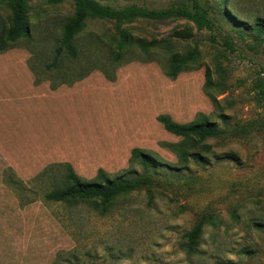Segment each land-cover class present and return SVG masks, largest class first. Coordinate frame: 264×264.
Returning <instances> with one entry per match:
<instances>
[{"label":"rangeland","instance_id":"obj_1","mask_svg":"<svg viewBox=\"0 0 264 264\" xmlns=\"http://www.w3.org/2000/svg\"><path fill=\"white\" fill-rule=\"evenodd\" d=\"M197 1L211 29L177 18L122 26L169 49L119 52L114 22L88 17L75 36L77 55L56 67L48 65L74 5L28 1V35L0 52V264H264V36L255 29L264 0ZM9 20L0 6V30ZM189 52L195 61L169 77L170 56ZM163 115L180 124L205 117L221 134L198 148L200 162L181 163ZM134 149L154 159L152 171L132 159ZM67 165L84 180L102 170L149 183L117 198L105 216L83 203L45 202ZM202 216L210 223L188 254L184 237Z\"/></svg>","mask_w":264,"mask_h":264},{"label":"trees","instance_id":"obj_2","mask_svg":"<svg viewBox=\"0 0 264 264\" xmlns=\"http://www.w3.org/2000/svg\"><path fill=\"white\" fill-rule=\"evenodd\" d=\"M29 0H0V6L6 7L10 12L9 27L0 30V52L5 50L10 44L28 35L27 14ZM47 3L55 5L71 2L74 5V15L70 18L63 28V35L58 47L55 49L52 62L49 67H56L63 56L67 55L74 58L77 55L75 36L84 25L85 20L90 17L99 20H109L114 22L115 31L119 34L113 38L112 42L116 45L119 52L136 46L145 51L147 49H169V42L165 40L145 42L132 38L131 35L124 34L122 26L135 19H146L151 21H165L173 18L185 19L193 23L199 30L202 28L211 29L212 22L207 17V12L202 9L197 0H189L190 5L170 7L164 10H146L136 6L124 8H112L102 5L96 0H46ZM220 4L227 0H219ZM261 21V20H260ZM257 33L264 36V20L255 25ZM185 36L189 33L182 32ZM120 53L114 55L118 59ZM197 58L196 52H189L186 55L172 54L168 62V76L176 78L188 65ZM206 85L211 84L210 74L206 71ZM259 97L264 102V84L260 87ZM159 123L163 129L174 137L179 138V142L174 146L176 154L181 163L192 160L198 163L202 155L198 148L209 139L220 136L221 132L217 125L203 117L188 124H180L173 121L169 116H160ZM132 159H137L143 166L145 172L152 171L151 166L155 163L149 155L143 154L138 149L132 151ZM46 175L43 174V176ZM48 192L44 194L45 202L49 204H63L75 206L80 203L87 204L91 210L99 216H105L110 211L113 202L122 196L128 195L149 183L143 176L140 178H124L119 176L111 178L104 171L99 170L95 178L84 180L79 177L70 165L65 166L64 174L61 179H54ZM210 222L206 221V216L194 225L185 235L184 248L188 254L197 251L203 228Z\"/></svg>","mask_w":264,"mask_h":264}]
</instances>
